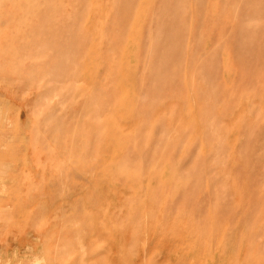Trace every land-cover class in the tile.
Segmentation results:
<instances>
[{
    "label": "rangeland",
    "instance_id": "1",
    "mask_svg": "<svg viewBox=\"0 0 264 264\" xmlns=\"http://www.w3.org/2000/svg\"><path fill=\"white\" fill-rule=\"evenodd\" d=\"M0 264H264V0H0Z\"/></svg>",
    "mask_w": 264,
    "mask_h": 264
}]
</instances>
